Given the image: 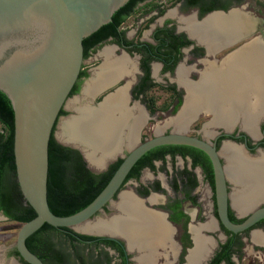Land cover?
I'll return each mask as SVG.
<instances>
[{"label":"flooded vegetation","instance_id":"obj_1","mask_svg":"<svg viewBox=\"0 0 264 264\" xmlns=\"http://www.w3.org/2000/svg\"><path fill=\"white\" fill-rule=\"evenodd\" d=\"M248 4L247 0H209L206 3L170 0L168 6H162L156 0H126L121 4L122 6L120 5L121 7L118 6L120 8H116L117 11L108 21L96 28L97 32L89 37L85 47L82 45L81 66L69 90L67 96L69 101L58 113L59 116L74 114L73 109L77 104L89 109V119L98 117L97 113L103 110L105 99L120 92L123 102L121 101L120 106L113 107L115 116H119L118 110L124 112L126 116L121 117L124 129L119 134V141L114 142L112 149L111 147L104 149L96 146L91 139L85 138L89 130L87 132L82 130L84 137L72 136L69 139H78L80 148L66 145L54 134L57 130V120L51 132L54 141L61 146L76 150L82 166L90 172L100 174L111 169L113 171L127 153V145L132 144L134 139L141 141L148 137L143 131L145 126L151 129L154 127L155 130H158V125L164 126L163 129L158 130L162 132L178 130L168 121L174 117L173 120H178L179 114L189 111L187 108L184 109L188 90L198 94V91H201L198 88L199 82L201 84L206 82L207 86L211 85L210 81L219 84L221 72L224 74L227 68L244 65L246 62L259 66L256 71L258 69L257 72L262 75L264 48L251 46L250 49L232 50L251 35L259 34L260 30L264 33V14L261 13L264 4L260 0H252L253 7H248ZM230 7H237L229 10V13H237L233 15L234 19L231 23L221 25L215 22V24L210 23L212 26H208L206 20L209 17H224L215 12L201 23L200 19L208 11L227 10ZM187 20L192 22L191 26L186 22ZM252 26L254 29L250 36L230 44L226 43ZM212 28H217L216 33ZM221 33L223 36L220 35ZM106 49L108 53L104 52ZM87 57L96 60L84 63L83 60ZM96 75L100 81L108 80V75L112 76L108 83L97 86L96 91L85 95V88L91 85L90 82ZM213 87L210 88L209 97L213 99L217 96L219 99L220 94L214 93L220 90H216L215 85ZM200 95L203 97L202 94ZM71 100L73 103H70ZM202 102L206 103L204 99ZM220 102L217 101L216 104L219 113L220 110L227 108L222 106L226 101ZM211 106L214 109V104L209 105V109L212 110ZM237 106V109L243 108L242 105ZM211 110L205 111L203 108L196 110L195 116L185 121V126L190 125L200 115L207 116L194 133L188 134L196 135L214 144L225 174L228 195L227 215L232 221H239L256 206L264 204V178H259L257 185L253 184L255 181L250 177L244 178L242 180L244 183L240 185L234 182L227 173V167L233 169L236 160L228 159L231 158V154L227 152L223 154V151L227 147L235 148L245 158L264 165V116L254 121V134H252L243 126L239 114L238 118L235 117L236 120L228 126L213 124L214 114ZM227 110L229 112V109ZM234 113L237 114L235 109ZM134 117L139 118L137 123L132 125L135 121ZM155 118L158 119L153 122ZM149 121L150 125H148ZM134 126H136L135 130H133ZM155 130H152V133ZM65 133L68 134L66 130ZM131 134L133 141L130 139ZM100 141L102 142L99 144L103 145L104 140ZM90 144L92 146H90V154L96 158L92 163L89 162L84 150L86 149L84 145ZM100 161H104L105 165L97 172L87 165V163L98 164ZM15 181V175L12 177L10 174L7 181L5 175L1 182L13 198L17 194L16 189L20 191ZM127 181L133 185L129 190L122 189ZM201 183L205 186V191L197 192ZM235 186L240 189L257 186L259 191L256 196H250L255 199L249 200V204H244L245 206L241 208L232 202V195L236 193ZM125 193L132 195L139 202L142 201L144 205L142 210L161 215L169 228V237L165 246L159 245L160 241L154 237V233H148L147 238L153 243L148 249H143L138 243L143 240L141 237H138L137 241L130 242L124 232L103 231L98 235L91 234L96 236L95 238H77L82 244L84 255L87 256L83 264H243L247 255H251L250 258L259 256L260 259H264V216L238 231H231L221 224L216 215L211 162L208 155L200 148L183 143H163L145 150L127 171L112 197L113 203H105L96 212L102 216V219H98L97 225L105 224L113 227L117 220L127 218L118 205L121 194ZM238 213L243 214L238 215ZM111 216L112 218H108ZM0 218L15 220L1 209ZM62 231L76 232L69 227ZM201 241L204 242L202 245H200ZM170 242L173 248L168 246ZM90 250L92 253L89 252V255L86 252ZM141 252L147 254V259L142 261ZM38 257L44 264H50L43 256ZM0 264L29 263L21 258L13 244L8 247L0 244ZM71 264H77L76 259ZM254 264L258 262L255 261Z\"/></svg>","mask_w":264,"mask_h":264},{"label":"water","instance_id":"obj_2","mask_svg":"<svg viewBox=\"0 0 264 264\" xmlns=\"http://www.w3.org/2000/svg\"><path fill=\"white\" fill-rule=\"evenodd\" d=\"M125 1L0 0V94L10 102L12 108L15 179L24 200L34 210L33 216L19 224L13 245L29 264H44L25 243V238L43 222L59 228L69 227L78 232L100 234L86 229L85 225L100 219L96 217V212L105 203H113L112 197L133 162L145 150L158 144H188L208 155L216 215L225 228L238 231L264 216L262 204L239 221L229 219L225 174L214 144L180 130L154 131L141 141L134 139L132 144L127 145V153L106 182L87 203L68 214H56L50 210L46 197L48 140L55 121L58 129L60 120L72 115L59 116L58 113L69 101V90L81 66L82 38L108 21L111 13ZM236 8L210 10L200 21L210 13L225 14ZM212 29L216 33L217 28ZM253 29L254 26L226 43L250 36ZM220 35L223 36L222 33ZM251 42L264 48L263 31L241 41L232 50ZM56 138L66 145L80 148L75 140L61 139L57 135ZM87 165L97 172L105 164L100 161Z\"/></svg>","mask_w":264,"mask_h":264},{"label":"bare ground","instance_id":"obj_3","mask_svg":"<svg viewBox=\"0 0 264 264\" xmlns=\"http://www.w3.org/2000/svg\"><path fill=\"white\" fill-rule=\"evenodd\" d=\"M230 11H228L225 14L215 12V14H221V15H224V17L211 16V13H210L209 15L205 16L202 19L201 23H203L205 19H207L208 16H211L206 20V23L208 24V26L210 25V23L215 24V22L216 24H221V25L223 23H227V24L231 23L232 20L234 19L233 15H235L236 12L229 13ZM186 22L190 26L192 25V22L190 20H187ZM251 46L261 47L259 46V44L256 45L255 43L251 42L249 44H245L244 46H241L240 48L236 50L240 51L243 49H250ZM261 48L263 49V47ZM104 52L108 53V49H106ZM253 65L254 64L251 62H246L244 65L240 64L236 67H234L235 65H233V67L227 68L224 74H222L221 72V78H220L221 80H219L221 82L219 84H216L215 82L210 81L211 85L207 86L208 84L206 82H203L204 84H201V82H199L198 84L200 85L198 88H200L202 92L198 89L199 90L198 94L195 93L194 91L188 90V96L185 101L184 109L187 108L189 109V111L185 113L182 112L181 114H179L180 119L178 120L175 119L173 125L178 130L184 129L186 127L185 126L186 118L189 120L193 118L197 112L196 110L200 108H203V110L205 111H208V110L210 111L211 109H209V105L212 103L214 104V109L211 106L212 107L211 111H213V114H214V118H213L214 124H224L225 126H228L231 122H233V120H236L235 117L238 118V114H239L240 115L239 119L242 120L243 126L247 128L249 132L254 134L253 133L254 132V125H253L254 121L260 118L261 116H264V71H261L262 75L259 74L257 72L259 70L257 69L256 71V68H258L259 66L257 67ZM110 76L112 75L107 76L109 77L108 80L111 79ZM108 80L105 81L104 79H101L100 81L99 77L96 75L91 80L90 82L91 85L89 84L90 86H87V88H85L84 90L85 95L92 94L97 86L100 87L101 84L104 85L108 83L109 82ZM214 85H215L216 90H220L219 92L217 91L214 93V94H220L219 99H217V96H214L216 98V101H215V98L212 99L209 97L210 88L213 89ZM203 89L205 90L203 91ZM200 94H202L203 97H201ZM202 99H204L206 103H203ZM72 100L70 101V103H73L74 100L73 101ZM121 101L122 99L120 96V92L116 93L113 96H108L105 99L103 110L98 111L97 113L98 117H93L90 119L88 118V115H90L88 108L83 107L82 105L77 106L76 104L77 107L74 105L75 106L73 109L74 114H72L70 117L63 118L62 120H60L59 125L61 127L59 126L57 137L61 139H68V140L72 136H75L76 138H78L79 136L84 137L82 130H85L86 132L89 130V133H86L85 138L91 139L92 141H94V144L96 146L98 145V147H101L104 149L107 147H111L112 149L115 143L119 141L118 139L119 134H121L124 129V125H123L124 123L122 122L121 117H126L125 113L122 112L121 110L120 111L118 110L119 116L117 115L115 116L114 115L115 110L113 111V107L120 106ZM217 101L219 102L226 101L222 103V106L223 108L224 107H227V108H225L224 110H220V113L216 109ZM69 104H68V107H69ZM237 105H242L243 108L241 110L237 109L238 107ZM184 109L182 111H184ZM227 109H229V112ZM234 109L236 110L237 114L234 113ZM249 112L250 114H248ZM87 118H88V121H87ZM138 118L139 117L133 118V120L135 121L133 122L132 125H135V123H137ZM173 119L169 120L168 123L169 122L171 123ZM120 125L122 128H120ZM135 127L136 126L133 127V130H135ZM60 128H62V130H60ZM65 130L66 132H68V134L65 133ZM75 132H77L79 135L78 134L76 135ZM130 139L133 141L132 134H131ZM73 140H75L80 145V142L78 141V139L76 140L73 138ZM100 140H104L103 145L99 144L100 142H102ZM90 146L91 144L84 145V148H86L84 150H85V154L87 155L89 159V162L92 163V162H95L96 158L94 155L90 154L91 152ZM224 152L231 154L230 155L231 158H228V159H232L234 161L236 160L233 163V169L231 167H227V173L230 178L232 177L231 180H233L234 182L240 185L244 183L242 181L244 178L250 177L254 179L255 181V183L253 184L257 185L258 183L256 184V182H258V179L264 178V169H262L264 165H262L261 162L257 163L258 161H255V160L253 161V160H249L245 158L239 153L237 149L232 148V147H229V149L227 147L226 149H224L223 154ZM239 176H242L243 178L240 179ZM262 181L263 180H261V183ZM235 191L236 193L232 195V202L235 206L242 208V206H245L244 204L246 205L249 204L248 203L249 200L255 199L254 197H250V196H256L257 192L259 191V187L251 186V187H243L240 189V187L235 186ZM120 199L121 200L119 201L118 205L122 209V211L126 214L127 218L119 220V221L117 220L116 225H114L113 227L111 225H105V224L97 225L99 220H96L93 223H87L85 225L86 229L94 230L97 232H103V231H109V232L119 231L122 233L124 232V234L126 233L125 236L127 235L126 237L130 240V242L137 241L138 237H141L143 240L138 243H139V246H141V248L143 249L145 248L148 249L149 245L153 243V241L147 238L148 233L150 234L154 233L155 234L154 237H156L157 240L160 241L159 245L164 247L165 242L167 238L169 237V228L165 224L161 215H159L158 213H152V212L150 213L149 211L142 210V206H144L142 201L139 202L136 198H134L132 195L128 193L121 194ZM203 243L204 242L201 241L200 245H202ZM171 244L172 243L170 242L168 246L170 248L171 247L173 248V244L172 245ZM141 253L142 255L140 256V258L142 259V261L143 259L144 260L147 259L146 258L147 254H144V252H141Z\"/></svg>","mask_w":264,"mask_h":264},{"label":"trees","instance_id":"obj_4","mask_svg":"<svg viewBox=\"0 0 264 264\" xmlns=\"http://www.w3.org/2000/svg\"><path fill=\"white\" fill-rule=\"evenodd\" d=\"M187 1L206 3L209 0ZM117 9L111 13V16ZM97 30L82 38L84 47L89 42V37ZM0 126V209L17 221H24L34 215V210L18 189L13 198L10 191L1 183L5 175L6 181L10 174L12 177L15 175L12 155V108L2 94H0ZM47 157L46 197L50 210L56 214H68L82 207L103 186L112 172V169L100 174L90 172L82 166L76 150L57 144L51 134ZM62 229L68 227L59 228L43 222L25 238V243L31 251L43 256L50 264H71L74 259L77 264H83L87 256L84 255L82 244L77 238L96 236L77 231L63 232ZM89 252L92 253L91 250L86 253L90 255Z\"/></svg>","mask_w":264,"mask_h":264},{"label":"rangeland","instance_id":"obj_5","mask_svg":"<svg viewBox=\"0 0 264 264\" xmlns=\"http://www.w3.org/2000/svg\"><path fill=\"white\" fill-rule=\"evenodd\" d=\"M260 1H261L262 4H264V0H260ZM156 2L159 3L162 6H168L170 4V0H156ZM248 2H249V4H248L249 6L248 7H250V6L253 7L252 6L253 4L251 5L252 0H247V3ZM261 13L264 14V8H262V12ZM95 60H96V58L89 59V57H87L83 61H84V63H87V62H90V61H93L94 62ZM157 119L158 118H155V120H153V122L156 121ZM206 119H207V116L206 115H200V116L196 117L190 123V125H187L186 128H184L183 131H185L187 133H194L197 130L198 126L201 124V122H203ZM151 120L152 119H150V121ZM186 120H187V118H186ZM150 121L148 122V125H150L149 124ZM174 121L175 120H173L171 122L172 125L174 124ZM210 121L208 123H210ZM212 123H213V121H212ZM58 126H60V125L58 124ZM146 127L147 126L144 127V130L143 131L146 134V136H150L151 133H152V130H155V129H153L154 127H152V129L151 128H148L149 126L147 128ZM157 127H158V130H161V129L164 128V126L162 127L161 125H158ZM174 127H173V129H174ZM0 128H1V126H0ZM58 130H59V127H58L57 130L54 131V134L55 135H57ZM158 130H155V131H158ZM132 185H133L132 183H130L129 181H127L124 184V186H123L122 189H128L129 190ZM201 191H205V186L203 185V183L199 184V186H198V191L197 192H201ZM241 214H243V213H238V215H241ZM96 217L102 219V216L100 214H96ZM20 223H21V221L8 220V219L0 218V244H4L6 247L11 246L13 244L14 239H15V235H16V231H17V228H18V226H19ZM250 256L251 255H249V256L247 255L246 258H244L243 264H254L255 261L258 262V264H264V261H263L264 259L263 260L260 259L259 256L258 257H256V256L254 257L253 256L252 257L253 259L250 258ZM252 260H254V261H252Z\"/></svg>","mask_w":264,"mask_h":264}]
</instances>
